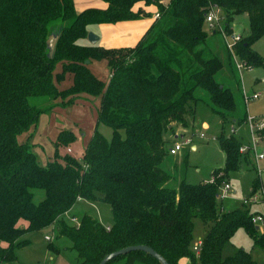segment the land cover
Returning <instances> with one entry per match:
<instances>
[{"label":"trees","instance_id":"16d2710c","mask_svg":"<svg viewBox=\"0 0 264 264\" xmlns=\"http://www.w3.org/2000/svg\"><path fill=\"white\" fill-rule=\"evenodd\" d=\"M102 1L105 7L77 12L74 0H0V264L17 259L15 249L29 242L24 234L48 226L55 237L68 239L63 249L75 252V264H98L106 253L134 244L152 247L169 264H258L251 249L230 242L242 227L252 247L264 250V232L251 221V208L224 210L218 202L222 182L242 161L251 165L249 150L239 151L240 140L233 134L218 136L223 164L212 170L213 181L181 179L168 187L171 173L161 162L175 138L174 126L186 127L193 114L198 89L207 94L221 122L246 121L240 74L224 41L214 44L219 32L206 29L204 12L209 3L217 4L226 28L234 15L246 14L249 31L233 44L234 55L251 68L264 66L251 47L264 35V0H169L166 6L158 0ZM140 2L155 4L159 17L132 46L78 41L86 37L89 24L150 16L141 6L134 8ZM56 21L60 23L52 25ZM52 32L58 38L49 56L46 41ZM92 58L107 60L106 82L88 68ZM58 62L60 71L55 70ZM65 73L72 75V83L59 88L56 80ZM232 82L244 109L236 102ZM82 95L99 96L96 122L111 127L110 138L94 129L78 160L58 152L59 145L76 138L72 130L60 129L52 158L41 164L31 143L39 116ZM36 96L59 100L37 106L28 100ZM255 131L264 138V126ZM23 133L27 137L18 139ZM258 186L255 177L250 193ZM38 190L43 195L34 200ZM78 199L108 204L111 222L104 225L87 212L74 213L70 222L65 213ZM194 218L205 226L198 253L190 246ZM50 240L48 247L58 253ZM106 264L160 263L145 251L131 250Z\"/></svg>","mask_w":264,"mask_h":264},{"label":"rangeland","instance_id":"374dc122","mask_svg":"<svg viewBox=\"0 0 264 264\" xmlns=\"http://www.w3.org/2000/svg\"><path fill=\"white\" fill-rule=\"evenodd\" d=\"M140 4L143 9V4L141 2ZM136 7L137 4L134 8ZM80 10L76 9L77 12ZM144 17L146 16L140 17V19ZM57 23H60V21L53 22L52 25H56ZM230 26L233 31L235 30L242 35L247 34L249 27L246 14L234 15ZM86 29L87 32L92 31L98 36L106 32H102L101 27L97 24H89ZM108 35L109 33H107V36ZM213 40L214 44L217 46L218 42L220 41L221 43L222 39L220 35L217 34ZM78 41L82 44H87L89 40L86 36ZM251 47L264 59V35L254 41ZM87 65L95 77L103 82L108 80L110 69L105 58H92L87 62ZM55 70H61L60 62L56 63ZM239 74L241 78L240 85L245 94L251 92L258 93L256 98L247 99V104L245 106L247 114L253 117L264 115V66H253L251 69L243 68ZM71 83L72 75L69 73H65L60 81L57 82L56 80V85L59 88H67ZM230 86L234 92L236 102H240L241 109H244L241 96L235 84L232 82ZM196 94L200 99L196 101L193 114L187 116L186 127L176 124L174 126L176 138H170L171 141L169 144H173L176 141L181 145L180 149H178L175 154H168L161 162V167L171 173V178L165 183L168 187H176L181 179H185L191 183L209 179L212 170L223 164V153L218 139L221 132L223 135L233 134L240 140L242 145L251 146L252 144V134L248 122L243 121L238 123L231 120L221 122L219 115L211 109L207 101V94L201 89H198ZM28 100L31 104L47 107L50 106L51 103L57 102L59 99L50 101L44 96H36L30 97ZM98 104V95H82L71 105H54L50 110L39 116L36 123V131L32 135L35 143L32 145V148L41 164H45L48 159L52 158L55 150L56 137L60 129L72 130L76 138L67 145H59L58 152L61 155L68 153L78 160H81L82 151L94 129H97L107 139L110 138L112 133L111 127L103 121L96 122ZM121 133L123 135L124 131L122 130ZM255 133L258 137L256 152L263 151L264 138L261 137V134H258L257 131H255ZM26 137L27 133H23L18 136V139L24 140ZM166 137H168L167 134ZM192 145H194V148H192ZM67 148L70 150L67 151ZM246 155L249 156L251 165L242 161L239 169L232 172L228 180H225V182H228L230 188L226 191H222L221 193H223L224 196L222 199L220 197L218 199L219 205L224 210L243 205L241 200L248 196L252 188V181L257 177L255 166L253 167L255 164L253 163L251 152L249 151ZM258 166L260 168L264 167V158L258 161ZM262 176L264 178V173ZM42 195L43 191H36L34 200L40 199ZM255 206L256 205L251 206V210L257 209ZM72 210L75 214L87 212L98 218L103 224L111 222L110 208L106 203L79 199L74 203ZM65 217L68 218L69 215H65ZM69 221L72 222V219ZM23 223L25 222L22 220L21 224ZM193 223V237L190 246L196 244L205 232V226L201 219L194 218ZM259 231L264 232V229H259ZM46 234L51 236L50 241L55 246L58 248L60 247L58 253H54L48 247L49 240L44 237ZM23 238H28L29 242L15 249L17 259L9 264L76 263L75 252L68 248H61L69 245L68 239L63 236L58 238L55 237L54 230H52L50 226L39 231L28 232L24 234ZM230 242L233 247H242L246 250L251 249V253L257 263L264 264V250L258 246L252 247V241L242 227H238L234 231Z\"/></svg>","mask_w":264,"mask_h":264},{"label":"built area","instance_id":"2783aa9c","mask_svg":"<svg viewBox=\"0 0 264 264\" xmlns=\"http://www.w3.org/2000/svg\"><path fill=\"white\" fill-rule=\"evenodd\" d=\"M158 2L164 6L167 5L169 0H158ZM159 17V10L156 8L154 13L152 14V18H157ZM204 24L205 27L208 31H214L217 30L219 32V35L221 36L222 40L224 41L225 46L227 49L230 51L233 57V61L235 64L236 69L240 73L241 69L243 68H248L251 69V66L246 64L243 60H240L237 56L234 55L233 52V44L240 39L241 35L240 33L236 32L235 30H231V27L226 28L225 27V18L224 14L222 11V8L219 7L215 3H209L208 6L206 7V10L204 12ZM230 29V30H229ZM229 30V31H228ZM258 96L257 92H251L248 94H245L243 91V97L244 100L247 102V99L249 98H256ZM257 120V121H256ZM249 123V127L251 130L252 134V144L251 146H245V145H240L239 151L243 152L245 150H249L251 152V155L253 157V163L255 164V170H256V175L257 179L259 180V186L258 188L252 192L249 193L247 197H244L241 200V203L247 207L253 206V205H259V207H256L257 209L250 210L251 211V221L258 226L259 229H264V178H263V173H264V167L260 168L258 166V161L264 158V150L260 152H256V147L258 144V137L255 133V130L257 128H261L264 126V115L262 116H250L247 114L246 121ZM232 130V128H231ZM233 131V130H232ZM181 145L178 142H174L170 147H169V153L174 154L177 152L178 149H180ZM70 149L67 148V151ZM209 181H213L214 177L211 176ZM230 188L228 182L223 181L222 185L219 186V197L222 199L224 196L222 191H226ZM74 219V218H73ZM45 239L50 240L51 236L45 235ZM201 246V239L197 241L196 244L192 245V249L195 252H199Z\"/></svg>","mask_w":264,"mask_h":264},{"label":"crops","instance_id":"0c3cea01","mask_svg":"<svg viewBox=\"0 0 264 264\" xmlns=\"http://www.w3.org/2000/svg\"><path fill=\"white\" fill-rule=\"evenodd\" d=\"M74 5H75V9L80 10L87 6L105 7L106 2L102 0H74ZM140 5L141 4H138L137 6H140ZM142 7L145 11L150 12L151 15L146 16L142 19L138 18V19H132V20L118 21L114 23H97V25L101 27V31L102 32L106 31L107 33H109V35L107 36L106 32L99 34L98 40L95 43L103 47L132 46L137 41V39L141 36L144 30L148 27V25L151 23V21L153 20L152 14L156 10L155 4L143 5ZM87 43H90V42L88 41ZM109 75H110V72H109ZM35 131H36V127L34 128L33 133ZM174 137L176 138L175 135ZM33 138L34 137H31V143L34 145L35 143L33 141ZM171 145L172 144H170V146ZM192 148H194V145H192ZM255 207H259V205H256ZM72 211L73 210L71 208L68 212L65 213V215H69V217L68 218L66 217V218L69 220L72 219V222H74L75 218L73 219V217H71L74 214ZM107 224H104V225H107Z\"/></svg>","mask_w":264,"mask_h":264},{"label":"water","instance_id":"95a60500","mask_svg":"<svg viewBox=\"0 0 264 264\" xmlns=\"http://www.w3.org/2000/svg\"><path fill=\"white\" fill-rule=\"evenodd\" d=\"M86 36H87L90 43H95L98 40V35L94 34L92 31L87 32ZM57 38H58V34H56L54 32L50 33L48 38H47L46 45L48 47V55L49 56H52V54L54 53ZM255 227L258 228L257 225H255ZM131 250L145 251L148 254L155 257L159 261L160 264H169L161 254H159L156 250H154L152 247H150L146 244L128 245V246H124V247H121L119 249H116L114 251H111L109 253H106L101 258V260L99 261L98 264H106V262H108L113 257H115L119 254H124L128 251H131Z\"/></svg>","mask_w":264,"mask_h":264}]
</instances>
